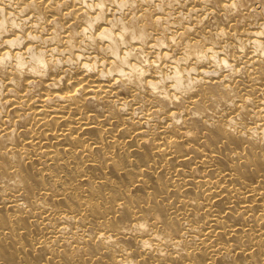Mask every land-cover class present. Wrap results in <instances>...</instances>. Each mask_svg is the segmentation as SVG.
Masks as SVG:
<instances>
[{
    "label": "bare ground",
    "instance_id": "1",
    "mask_svg": "<svg viewBox=\"0 0 264 264\" xmlns=\"http://www.w3.org/2000/svg\"><path fill=\"white\" fill-rule=\"evenodd\" d=\"M0 264H264V0H0Z\"/></svg>",
    "mask_w": 264,
    "mask_h": 264
}]
</instances>
